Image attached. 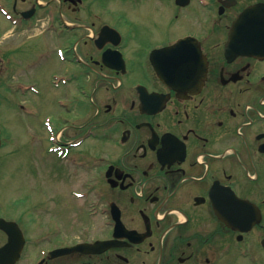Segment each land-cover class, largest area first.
I'll return each mask as SVG.
<instances>
[{"label": "flooded vegetation", "instance_id": "obj_1", "mask_svg": "<svg viewBox=\"0 0 264 264\" xmlns=\"http://www.w3.org/2000/svg\"><path fill=\"white\" fill-rule=\"evenodd\" d=\"M156 1L141 37L112 0H0V72L47 18L52 81L92 104L70 133L54 113L62 155L42 198L0 208V264H264V0Z\"/></svg>", "mask_w": 264, "mask_h": 264}, {"label": "rangeland", "instance_id": "obj_2", "mask_svg": "<svg viewBox=\"0 0 264 264\" xmlns=\"http://www.w3.org/2000/svg\"><path fill=\"white\" fill-rule=\"evenodd\" d=\"M112 2L116 5V27L120 30L125 27L124 19H127L130 29L140 30L141 37H144V30H151L135 14L146 4L152 9L157 8L156 0ZM131 15L133 20L130 23ZM46 24L47 18L39 20L33 29L17 31L4 41L8 53L14 58L9 68L3 66L0 72V134L4 142L0 148V208L12 209L16 202L21 204L22 210L29 209L32 199L42 198L46 192L47 170L56 171L54 164L57 158L53 154L60 156L61 153L59 145L53 141V131H57L62 124L54 113L72 108L74 110L72 113L69 111L68 116L73 119L77 114L82 117L84 112L90 113V100L88 102L80 96L70 101L63 93L65 88L62 85L57 87L52 81L54 74L63 71L64 64L57 51L48 50L52 46L49 35L38 31L45 30ZM182 25L189 27L192 22L186 20ZM7 28L0 16V38H4L3 32ZM9 30H13L12 26ZM60 96L63 98L55 102V98ZM77 125L88 127L89 123L74 119V123L67 127L68 133ZM87 148L90 150L91 144H87ZM57 169L63 171L62 167Z\"/></svg>", "mask_w": 264, "mask_h": 264}, {"label": "water", "instance_id": "obj_3", "mask_svg": "<svg viewBox=\"0 0 264 264\" xmlns=\"http://www.w3.org/2000/svg\"><path fill=\"white\" fill-rule=\"evenodd\" d=\"M257 7H251V8H249V9H247L238 19H237V21L234 23V28H237L238 26H242V24H243V20H245V19H251V18H249L250 17V14L253 12V11H255V10H257L256 9ZM244 25V24H243ZM253 26V25H252Z\"/></svg>", "mask_w": 264, "mask_h": 264}]
</instances>
